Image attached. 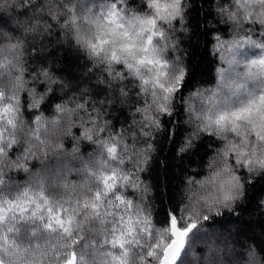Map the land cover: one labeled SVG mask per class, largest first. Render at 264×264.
I'll list each match as a JSON object with an SVG mask.
<instances>
[{
    "label": "snow or ice",
    "instance_id": "obj_1",
    "mask_svg": "<svg viewBox=\"0 0 264 264\" xmlns=\"http://www.w3.org/2000/svg\"><path fill=\"white\" fill-rule=\"evenodd\" d=\"M193 8L192 0H100L95 8L0 0V264H200L193 246L206 238L204 222L234 212L264 180V0H217L215 17L232 36L212 31L213 52L227 67L216 69L214 87L185 96L191 73L181 45ZM29 34L63 36L86 57L94 83L29 69ZM124 105L131 122L117 128L112 113ZM159 135L178 158L215 137L220 163L204 180L188 179L158 226L140 176ZM82 145L92 147L86 158ZM218 251L209 245L204 264H216ZM248 264L264 261L250 251Z\"/></svg>",
    "mask_w": 264,
    "mask_h": 264
},
{
    "label": "trees",
    "instance_id": "obj_2",
    "mask_svg": "<svg viewBox=\"0 0 264 264\" xmlns=\"http://www.w3.org/2000/svg\"><path fill=\"white\" fill-rule=\"evenodd\" d=\"M93 1L100 3V0H76L80 5L85 3L83 6ZM192 2L194 8L189 14V32L183 37L181 45L186 50L185 60L191 73V79L184 92L185 96L197 88L214 87L217 82L216 69L226 65V63L222 64L220 56L213 52L212 31H219L224 39H231L232 36V29L219 23L215 17L213 9L217 0H192ZM139 3L140 0H133V6ZM0 15L6 16L7 13L0 12ZM11 23L9 21V27ZM256 28L259 31L258 25ZM60 31L58 27L55 28L56 33ZM56 39V35H53L51 38L37 36L33 40L31 34L27 35L28 43L24 49L27 67L29 69L49 67L56 75L67 79L75 77L73 83L82 81L81 87L94 83V76L91 82L87 79L89 65L86 57L74 46L70 47L63 36H60L62 43H57ZM222 55L226 56L227 52ZM52 115V110L46 107L45 116L51 118ZM112 116L118 117L115 122L117 128L121 124L127 126L131 122V108L124 105L123 111H114ZM25 118L31 119L27 112ZM179 118L181 121L184 120L183 113ZM167 127L172 128V125ZM181 134H184L183 128ZM50 135L55 138L59 133L52 129ZM64 144L65 148L71 151L72 141L69 138L64 139ZM219 147L220 141L215 137L204 135L196 141V147L190 153L178 158L170 140L164 139L163 135L156 137V151L152 154L148 170L142 173L140 178L150 185L149 200L153 205V215L158 226L164 220V211L177 204L179 197L183 195L188 179L202 181L209 175L211 170L209 166L216 167L220 163L216 156ZM81 150L86 158L92 147L82 145ZM63 162L67 164L68 160ZM49 164L56 165L57 159L50 157ZM71 167L78 168L80 164L73 161ZM37 168H39L38 162ZM13 175L17 174L13 173ZM18 175L27 179L24 173ZM78 179L80 178L75 175L69 176V180ZM247 197L234 212L225 211L223 215L213 216L212 219L204 222L206 238L198 240L193 246V252L200 257V264H204L209 245L219 249L214 253L216 264H248L250 251L255 252L257 258L264 261V207H258L260 202L264 201V180H257L249 185ZM241 208L244 210L241 211Z\"/></svg>",
    "mask_w": 264,
    "mask_h": 264
},
{
    "label": "rangeland",
    "instance_id": "obj_3",
    "mask_svg": "<svg viewBox=\"0 0 264 264\" xmlns=\"http://www.w3.org/2000/svg\"><path fill=\"white\" fill-rule=\"evenodd\" d=\"M81 5H85V3H81ZM97 5H98V3L96 1H93V2L87 3V5L85 7H94ZM225 67H227V64L225 65Z\"/></svg>",
    "mask_w": 264,
    "mask_h": 264
}]
</instances>
